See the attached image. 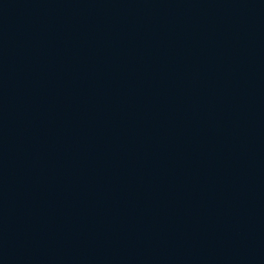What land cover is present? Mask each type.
I'll return each mask as SVG.
<instances>
[{
    "label": "water",
    "instance_id": "1",
    "mask_svg": "<svg viewBox=\"0 0 264 264\" xmlns=\"http://www.w3.org/2000/svg\"><path fill=\"white\" fill-rule=\"evenodd\" d=\"M0 264H264V0H0Z\"/></svg>",
    "mask_w": 264,
    "mask_h": 264
}]
</instances>
